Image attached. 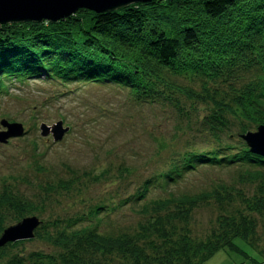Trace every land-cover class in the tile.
<instances>
[{
    "label": "rangeland",
    "instance_id": "obj_1",
    "mask_svg": "<svg viewBox=\"0 0 264 264\" xmlns=\"http://www.w3.org/2000/svg\"><path fill=\"white\" fill-rule=\"evenodd\" d=\"M263 74V66L257 64L241 68L223 83H206L192 76L172 78L178 89L196 97L163 88V99L155 103H141L127 89L108 83L61 85L44 76L5 82L7 89L0 88V121L21 124L24 134L0 144V197L8 195L26 208L20 212L1 206L3 228L36 217L41 237L80 229L108 237L133 235L151 217V212L144 215L141 211L153 202L218 191L228 193L230 199L198 204L188 218L172 221L170 230L204 242L217 234L219 219L245 216L254 230L248 242L264 253V213L249 214L241 203V196L253 197L264 184V179L245 182L246 172L264 174L263 167L206 164L164 179L180 169L186 154L231 157L241 147L248 149L239 136L257 127L218 111L214 101L229 103L228 84L244 88ZM219 116L226 128L213 136L209 122ZM58 121L69 128L61 141L40 136V125L50 127ZM2 131L6 130L0 125ZM146 182L148 188L139 196ZM168 213H173L172 207L159 216ZM234 244L247 257L223 248L198 264H250L248 257L254 252L240 241ZM7 249L25 264H30L34 254L61 253L35 237ZM5 261L0 259V264Z\"/></svg>",
    "mask_w": 264,
    "mask_h": 264
},
{
    "label": "trees",
    "instance_id": "obj_2",
    "mask_svg": "<svg viewBox=\"0 0 264 264\" xmlns=\"http://www.w3.org/2000/svg\"><path fill=\"white\" fill-rule=\"evenodd\" d=\"M261 64L264 68V0H153L118 11L95 14L79 10L75 15L50 24H11L0 26V88L5 82L44 76L65 85L69 82L108 83L127 89L141 103L162 100L163 88L187 98L190 91L178 89L172 78L192 76L216 83L231 79L241 68ZM223 83V82H222ZM229 103L214 101L218 111L256 127L264 126V74L257 82L236 88L228 84ZM209 131L217 136L226 128L222 117L211 118ZM246 164L263 167L264 158L241 147L233 156L214 153L182 157L180 169L164 176L166 181L181 171L199 165ZM245 182L264 179L263 171L246 172ZM64 185V183H60ZM143 184L139 196L147 190ZM210 199L224 202L228 193L216 192L193 197H170L144 207L151 217L136 234L116 237L98 235L88 229L61 232L35 238L58 248L57 256L34 254L30 264H198L223 248L239 251L240 241L254 256L250 264H264V253L248 242L253 224L245 216L217 221V234L204 242H195L185 234L170 230L172 221L189 217L192 209ZM245 212L264 213V184L251 198L241 196ZM7 205L22 212L26 207L8 195L0 197ZM173 208V213L159 216ZM99 210L97 208L95 211ZM155 216V217H154ZM0 216V234L3 231ZM25 241L0 248L4 264H25L9 254Z\"/></svg>",
    "mask_w": 264,
    "mask_h": 264
},
{
    "label": "water",
    "instance_id": "obj_3",
    "mask_svg": "<svg viewBox=\"0 0 264 264\" xmlns=\"http://www.w3.org/2000/svg\"><path fill=\"white\" fill-rule=\"evenodd\" d=\"M153 0H0V26L11 24H54L75 15L79 10L95 14L109 13L135 4L149 3ZM6 131L0 132V144L7 140L19 138L24 134L23 127L18 123L0 121ZM40 136H50L59 142L68 133L69 128L63 127L58 121L50 127L40 125ZM239 138L249 147L253 155L264 158V126H258L255 132H246ZM41 222L36 217H26L18 223L4 228L0 234V248L16 242L34 239L35 231Z\"/></svg>",
    "mask_w": 264,
    "mask_h": 264
},
{
    "label": "bare ground",
    "instance_id": "obj_4",
    "mask_svg": "<svg viewBox=\"0 0 264 264\" xmlns=\"http://www.w3.org/2000/svg\"><path fill=\"white\" fill-rule=\"evenodd\" d=\"M245 144V143H244ZM246 146V145H245ZM247 147V146H246ZM248 148V150H249V147H247Z\"/></svg>",
    "mask_w": 264,
    "mask_h": 264
}]
</instances>
